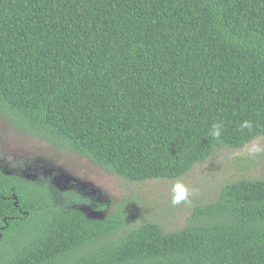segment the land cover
Masks as SVG:
<instances>
[{
	"label": "trees",
	"instance_id": "trees-1",
	"mask_svg": "<svg viewBox=\"0 0 264 264\" xmlns=\"http://www.w3.org/2000/svg\"><path fill=\"white\" fill-rule=\"evenodd\" d=\"M0 116L129 183L179 180L264 138V0H0ZM39 172L0 166V264H264V178L164 230L137 192L89 219Z\"/></svg>",
	"mask_w": 264,
	"mask_h": 264
},
{
	"label": "rangeland",
	"instance_id": "rangeland-1",
	"mask_svg": "<svg viewBox=\"0 0 264 264\" xmlns=\"http://www.w3.org/2000/svg\"><path fill=\"white\" fill-rule=\"evenodd\" d=\"M251 155H257V160L251 159ZM0 166L7 171L30 177L38 171L51 178L61 176L63 184L60 186H66V189L73 185L78 186L77 189L92 200V203H85L79 207L90 215L100 213L105 216L114 213L124 197L132 196L137 192L146 198L147 210L155 211L150 213L149 219L159 222L164 230H175L185 223L189 211L182 202L172 204L173 184L181 181L187 186L192 185L202 192L206 191L204 194L194 191L193 206L195 201L205 194H209L205 200L213 195L216 197L218 188L227 179L264 178V138L253 141L245 148L217 150L179 180L173 182L152 180L139 184L122 180L100 169L86 158L66 150L55 149L47 142L15 130L0 116ZM74 207L78 208L76 204Z\"/></svg>",
	"mask_w": 264,
	"mask_h": 264
},
{
	"label": "clouds",
	"instance_id": "clouds-1",
	"mask_svg": "<svg viewBox=\"0 0 264 264\" xmlns=\"http://www.w3.org/2000/svg\"><path fill=\"white\" fill-rule=\"evenodd\" d=\"M241 129L248 128L250 129L252 127L251 122L245 120L240 125ZM223 128L222 122H217L212 125L211 129V135L219 139L221 136V130ZM173 197H172V203L174 205L181 203L182 201H187V199L194 194V189L188 188L184 183L181 181H176L173 184Z\"/></svg>",
	"mask_w": 264,
	"mask_h": 264
},
{
	"label": "flooded vegetation",
	"instance_id": "flooded-vegetation-1",
	"mask_svg": "<svg viewBox=\"0 0 264 264\" xmlns=\"http://www.w3.org/2000/svg\"><path fill=\"white\" fill-rule=\"evenodd\" d=\"M8 173H13L12 171H7ZM36 174L34 175V176H32V177H30V176H28V178L30 177V178H37L38 177V173L37 172H35ZM45 177H49L50 179H51V182H52V184L54 185V183H53V177L51 178L49 175H47V174H45V173H42ZM22 176H25V177H27V175H24V174H21ZM57 189H60L59 187H57L56 185H54ZM78 188V186H75V185H73V186H70V187H67V189L65 188V190H63V192H65V191H76L80 196H79V198H81V201H82V203L81 204H76L77 206H78V208L81 206V205H83V204H85V198H88L87 197V195H85L81 190H79V189H77ZM81 189V188H80ZM79 190V191H78ZM82 193H81V192ZM62 192V191H61ZM14 204H16V202H14ZM74 205V204H73Z\"/></svg>",
	"mask_w": 264,
	"mask_h": 264
},
{
	"label": "water",
	"instance_id": "water-1",
	"mask_svg": "<svg viewBox=\"0 0 264 264\" xmlns=\"http://www.w3.org/2000/svg\"><path fill=\"white\" fill-rule=\"evenodd\" d=\"M61 178L62 177L58 175V176H55L52 181H53L54 185L58 186L61 190H65L66 186H60L61 184H63ZM79 210H81L85 214V216L89 219H102V218H104V215H101L100 213H98L97 215H90V214L86 213L83 208H79Z\"/></svg>",
	"mask_w": 264,
	"mask_h": 264
}]
</instances>
